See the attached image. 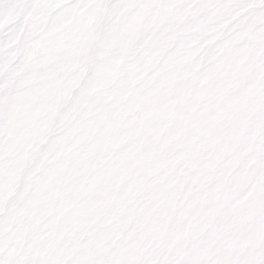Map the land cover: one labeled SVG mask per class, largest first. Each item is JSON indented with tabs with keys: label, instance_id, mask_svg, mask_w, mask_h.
Returning a JSON list of instances; mask_svg holds the SVG:
<instances>
[{
	"label": "snow or ice",
	"instance_id": "6c2138e0",
	"mask_svg": "<svg viewBox=\"0 0 264 264\" xmlns=\"http://www.w3.org/2000/svg\"><path fill=\"white\" fill-rule=\"evenodd\" d=\"M0 264H264V0H0Z\"/></svg>",
	"mask_w": 264,
	"mask_h": 264
}]
</instances>
